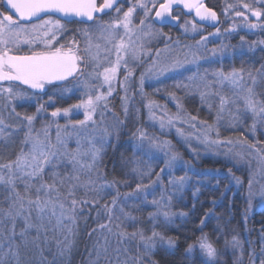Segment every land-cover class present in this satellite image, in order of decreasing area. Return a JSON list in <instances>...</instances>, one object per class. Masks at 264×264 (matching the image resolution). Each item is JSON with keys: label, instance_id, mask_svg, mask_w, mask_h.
<instances>
[{"label": "snow or ice", "instance_id": "1", "mask_svg": "<svg viewBox=\"0 0 264 264\" xmlns=\"http://www.w3.org/2000/svg\"><path fill=\"white\" fill-rule=\"evenodd\" d=\"M0 2H3L7 9L0 11V110L12 106L15 101H31L37 98L38 94L48 96L45 103H38L34 114L22 115L21 112L16 111L15 106L11 107L10 114L20 121L18 130L23 131L21 143L25 147L21 148L15 159L0 162V185L6 186L11 193V203L7 209L0 211L13 221L17 217L24 218L25 227L20 233L21 238L29 229H35L37 237L42 230L45 234L49 229L66 232L64 241H57L58 246L63 243L60 255L70 249L69 236L75 234L77 216L83 207L88 205L96 209L97 217L107 216V222L98 224V228L93 229V232L106 231L117 237L118 244L136 241L137 246L142 247L143 256L132 257L137 264H140L144 257L154 254L158 247L165 250L174 249L178 238L167 236L164 230L174 223V216H187L185 212H172L171 202L174 195L183 192L189 177L187 174L171 177L168 185L174 191L171 194H162L160 199L154 197L151 201L148 200L152 195L149 189L154 184L162 183L161 173L171 170L179 160L171 142L149 137L145 131L137 129L133 136L140 142L138 150L142 149L147 141L150 150L154 148L164 152L167 157L164 167L155 173V180H152L154 170L150 167L147 171H140V180L136 183L135 189L124 194L122 201L117 191L110 202L100 205L103 199L102 191L120 183L117 180L107 181L101 171L106 146L105 137L110 136L111 133L108 128H103L98 137L82 134L96 125L94 114L102 103L105 108L107 107V99L115 90L117 78L121 74L123 80L120 84L127 93L126 85L133 76L135 67L145 63L143 57H147L150 63L146 71L140 75L141 94L146 78L166 76L168 73L177 72L187 64L198 63L205 58L207 36L201 35L195 45L181 46L178 39L172 42V37L167 33L155 30L154 22L164 25L170 21H179L180 16L173 14L174 5H182L188 13L194 11L200 25L210 23L215 26L218 22L217 12L207 7L202 0H134V2L128 0L127 10L123 9V4L119 3V0H99V2L98 0H0ZM257 4L260 7H257ZM241 8L256 17L257 23L249 22V16L245 11L239 10ZM137 9L143 13V18L139 19L138 24L133 22ZM153 11L154 21L151 17ZM230 11H234L235 17H241L249 29L264 27L258 23L264 16V0H252L251 3L246 0H236L235 3L226 4L224 14L227 15ZM105 16L109 19L104 20ZM69 24L87 25L75 30L83 38V47L75 35L61 42V38L72 31L67 27ZM182 27L185 33L200 31L195 20H186ZM232 27L235 28L236 25L233 24ZM219 34L220 28L216 27L215 32L209 35ZM161 37L164 40L162 48L149 47L153 39ZM244 43V37H241V46ZM22 44L28 46V54H17ZM40 45L43 47L37 50ZM229 47L231 46L222 45L219 49L214 48L211 50V55L216 56L219 53L223 56ZM246 75L247 79L243 68L240 70L233 68L230 71L219 68L211 72L205 70L203 74L197 72L186 77L184 81L174 83L175 89L198 93L201 103L207 105L209 113L215 111L216 120L213 123L200 120L198 116L188 113L182 104L177 103L175 114L163 112L159 117L161 130L175 128L177 136L190 147L195 140L199 145H203L206 151H214L225 156L234 166L244 163L251 157L258 158L264 164V145H260L259 141L249 143L246 138L220 139L218 125L225 112L232 116L234 121H239L242 117L247 118V114L250 113L253 130L257 122L264 125V100L257 98L256 91L258 78L259 83L264 84V65L255 69V74L253 71H248ZM69 78L77 81V87L83 91V98L69 107L54 108L50 113L53 119L45 120L40 129H35L34 122L42 114L47 113L45 104L51 105L55 102L56 94L49 95V87L61 89L59 95L63 96L64 91H71L64 87L65 82H70ZM170 95L176 98L174 94ZM147 107L150 118L157 119L155 109L162 106L149 100ZM81 111L84 118L75 121L69 119L63 126L65 137L62 138L61 125L55 118L61 116L67 118ZM125 112L127 113L126 107ZM53 123L57 128L55 143L49 133ZM232 126L236 127L237 124ZM69 127L77 136V147L71 151L67 149L66 144V137L72 134L67 131ZM6 128L5 120L0 116V137L5 135ZM213 132L215 138L212 137ZM241 136L243 137V133ZM192 151L199 155L197 149L192 148ZM60 167L65 169L70 167V171L62 175L57 171ZM132 170L137 171L135 167ZM82 175H86L87 179L82 180ZM228 175L237 185L242 184L240 178L236 177L231 169L228 170ZM145 178L149 181L147 184L144 183ZM255 183L258 181L250 177L247 193L249 206L256 196L264 202V185H261L260 190L256 192L253 191ZM81 188L85 189L83 197L78 196ZM196 191L199 192V189ZM89 196L91 199L88 198ZM129 197L136 199L142 197L141 203L151 204L154 207L155 211L148 213L149 223L146 227H137L143 221L132 215L131 211H125ZM97 205L100 207L97 208ZM117 207L120 215H116ZM131 207L142 211L139 205L133 204ZM33 213H35L34 219ZM204 215L205 218L200 220L202 226L205 224V219L211 215L210 210ZM129 226L134 229L132 232L127 231ZM113 227L116 229L115 232ZM158 228L164 230H157ZM199 231L201 234L195 237L193 242L187 243L186 253H191L198 247L205 257L201 264H218L221 253L215 243L220 239L221 229L217 227L213 230L216 234L215 241L203 232V227ZM89 235L91 236V233ZM4 239L9 243L7 250L0 252V264H11L9 257L18 256L19 249V245L16 248L12 246V242L16 239L14 225L11 234ZM225 244L226 246L230 244L233 249H239L242 257L244 249L237 236L234 235L232 240L225 241ZM3 248V240H0V249ZM113 251L118 256L120 248L117 247ZM96 252L98 261L101 254L100 247H97ZM103 252L107 254V247H103ZM250 255L254 256V253ZM124 264H127V261ZM148 264H156V262L149 259ZM260 264H264V258L260 260Z\"/></svg>", "mask_w": 264, "mask_h": 264}, {"label": "rangeland", "instance_id": "2", "mask_svg": "<svg viewBox=\"0 0 264 264\" xmlns=\"http://www.w3.org/2000/svg\"><path fill=\"white\" fill-rule=\"evenodd\" d=\"M123 1V9L127 10V7L129 6L128 0H122ZM134 2V0H133ZM236 0H225V2L219 7L218 12V23L215 26H207L205 24L200 25L199 22L198 26L200 27V31L197 33H185L183 30L182 25L184 22L187 21H193L194 18L192 16H187L184 18V20L177 24V26L174 27V29L170 30H164L159 25H156L153 23V28L155 30H160L164 33H167L169 36L172 37V42H175L177 39L179 40L181 46L185 44L189 45H195L196 41L200 40L201 35L207 36L208 40L206 42V56L205 58H202L198 61V63H191L187 64L185 67H182L177 72L174 73H168L166 76L161 77H148L144 81L143 85V94H141L140 88V75L142 72H145L148 64L150 61L147 57H143L145 63L136 66L133 76L130 78L127 87V93L125 92V89L121 87L120 81L123 80V74L119 75L117 78V83L115 84V90L113 91L112 95L108 97L107 99V107H104V104L102 103L100 107L97 109V112L94 114L93 119L97 122L95 126L89 128L87 133H83L82 135H87L89 137L92 136H99L101 130L103 128H108L109 132L111 133L110 136L105 137L106 146H105V154L108 150V148L114 144L120 135V133H125V142L124 147H129L127 150H123L121 154V161L122 164H117L116 170H110L111 174L107 172L104 168V162L102 161L101 164V171L106 177V180L111 182L113 180L120 181L117 185H115L112 188H105L102 191L103 199L100 201V205L110 202L113 196L116 195L117 191L120 193L121 201L124 198V194L130 193L135 189L136 183L139 182L140 171H147L150 167L154 170V174L152 176V180H155V173L159 172L161 168L164 167V161L167 159L164 152H161L157 149L152 148L150 150V146L148 145L147 141L144 143V147L140 150L139 148V140L136 139L133 136V133L136 132L137 129H142L145 131L149 137H157L161 141H170L166 134H173L175 137L179 138L181 141H183L180 137L177 136L175 128L172 129H164L163 131L160 128L159 125V117L163 112H167L169 114H175L177 111L176 105L177 103L182 104L183 108L190 113L191 115L198 116L200 120H206L209 123H213L216 120V113L213 111L212 113H209L208 107L206 104H202L200 100V96L198 93L195 92H185L184 90H178L173 87L174 83L184 81L186 77L192 76L193 74L199 72L201 74L204 73L205 70H208L211 72L212 70H216L219 68H223L225 71H230L233 68L240 70L242 67L232 66L233 63V57L234 56H240L242 53H247L249 55V60H254V56L257 55V57H263L264 58V43H261L264 41V27L258 26L255 29H249L245 26V23L241 17H235L234 11H230L227 15L224 14V8L226 4L228 3H235ZM246 2L251 3L252 0H246ZM257 7H260L259 4L256 5ZM241 11H245V14L249 16V22L257 23V19L253 16H251L250 13H247L244 9H239ZM154 12V11H153ZM112 15L114 16L115 13L113 12ZM153 13L151 14L152 17ZM143 18V13L140 9H137V13L134 14V23L138 24L139 19ZM109 17L105 18L104 20H108ZM196 22V21H195ZM259 25H264V16L260 18V21L258 22ZM235 24L236 27L233 28L232 25ZM87 27L86 24H80L77 26V29ZM220 28V34L217 36H211L210 33L215 32V28ZM227 29V31H225ZM68 35H64L63 40H68ZM241 37H244L245 43L243 46H241ZM246 38H250L249 42ZM61 40V42H64ZM79 40L81 41V47H83V38L80 36ZM222 45H228L231 46L227 49L226 53L221 56L219 53L216 56L211 55L212 49H219ZM251 45V47H249ZM164 46V40L163 37L159 39H153L151 43L149 44V47H152L153 49L156 47L162 48ZM175 46V45H173ZM43 46L40 45L37 47V50L42 48ZM204 49H202L203 51ZM28 52L29 48L27 45H21L20 51ZM103 55V54H102ZM225 61V62H224ZM224 62V63H223ZM219 64L214 66L213 64ZM226 65V68L224 66ZM261 66H259L260 68ZM245 70V79H247L246 73L248 71H253L255 74V70L249 69V65L243 68ZM211 79V77H209ZM70 82H65L64 87L66 89H70L71 91H64L63 96L59 95L61 89L51 88L49 87L48 94H56L54 96V104L48 105L45 104L47 108V113L42 114L38 119L34 122L35 129H40L42 127V122L45 120H52L50 113L54 110L56 107L65 108L69 107L72 104L78 103L79 99L83 98V91L81 88L77 87V81L72 80L69 78ZM6 85V82H5ZM264 85L259 83L258 78V84L256 86V91L258 93V99L264 100V95L261 93V89L259 86ZM159 90V91H157ZM103 91V90H102ZM264 92V91H262ZM176 98H173V95ZM125 96H127V100H125ZM48 99L47 95L44 94H38L37 98L32 99L31 101H15L13 102L12 106H15L16 111L21 112V114H34L36 111V107L38 106V103H45ZM118 100V109L119 112H116L114 110V107L112 105V101ZM149 100L155 102L156 105H160L162 107H157L155 109V114L157 119L153 120L150 118L149 110L147 107V104ZM9 106L6 109L0 110V116L3 117L5 120V123L7 125V128L5 130V135L3 137H0V155L3 153L1 151V145L3 141H12V143L16 146L15 147V156L13 159H15L16 155L19 153L22 147H25L22 145L21 141L23 139V131L18 130V125L20 124V121L14 117V115H11V107ZM125 107L127 108V113L125 112ZM231 107V106H230ZM235 114V113H234ZM83 112L79 113H73L70 117H58L55 118L56 122L61 125V136L62 138L65 137V130L63 128L64 125L68 123V120L71 119L73 121L75 120H82ZM122 122V123H121ZM233 124H237L236 127H233ZM253 119L250 113L247 114V118H240L239 121H234L232 116H230L227 112H225L222 115V118L219 121V132H220V139L224 138H231L233 140H238L242 138H246L249 143H254L256 141L260 142V145H264V125L260 124L259 122L256 123V127L253 130L252 129ZM68 132L72 133L70 136L66 137V144L67 149L69 151L74 150L77 147L76 141L77 136L74 132H72V129L69 127ZM56 124L53 123L52 126L49 129V133L51 136V139L53 143H55L56 140ZM241 133H243V137L241 136ZM12 136V137H11ZM212 137L215 138V133L213 132ZM2 142V143H1ZM171 142V141H170ZM11 143V142H10ZM183 143L188 148L189 152L193 155V158L196 160L200 158H213V159H221L225 162H229L230 164H233L232 161L228 160L225 156L216 154L214 151H206L203 145H199L195 140L192 141L191 147L186 144L184 141ZM258 145V146H260ZM87 146V145H85ZM171 146L173 144L171 143ZM192 148L197 149L199 152V155H196ZM237 148L239 149V145H237ZM26 150V148H25ZM173 150H175L173 146ZM105 154L103 156V159L105 157ZM179 160L177 161L176 165L171 170H166L164 173H161L162 183L160 184H154L152 188L149 189V191L152 192V195L148 197V200L151 201L154 197L156 199H160L162 194H171L174 190L173 188L168 185V180L171 177H179L182 175L187 174L189 177V182L185 186L183 192L177 193L173 196L172 202H171V211L174 213H179L180 211L177 210V206L175 204L182 200L184 193L187 192V190H193L192 195L196 197L199 192L196 190L199 189L201 185L204 186H210V181L213 179L214 181L219 180L220 177L224 181L227 182L226 189H230L233 192H237L240 190V193H243V196L246 200V206L244 215L242 217L244 223L250 224L249 221H252V219L257 218L258 219V225L257 230L252 231V228H248L246 231H251V234H253V241L250 242L248 248L244 247L243 255L241 257V252L239 253V256L235 259L237 260V257L240 258L238 261L241 263H244L246 258L252 256V261L254 264H260V260L264 258V222L261 220V214H258L264 210V202H262L261 198L259 196H256L251 201V206H249L248 203V180L250 177L254 178V180L258 181V183H255L253 186V191L258 192L260 190L261 185H264V171H262V168H264V164H262L258 158L251 157L248 158L244 163L236 164L237 169H242L244 171V176L239 177L242 181L241 185H237L234 180H231L230 176L228 175L227 171H217L213 169H201L194 165L191 162L186 161L183 159L179 154ZM134 163H129V162ZM123 165L126 167L123 168ZM133 167L137 169L136 172H133ZM62 175L66 174L67 171H70V167L68 169H65L64 167H60L57 169ZM112 175V176H111ZM47 179V176L45 177ZM82 180L87 179L86 175L81 176ZM231 180V182H230ZM126 181V183H125ZM103 182V181H101ZM148 179H144V183H148ZM218 186V185H217ZM22 188V185H20ZM3 189V193H5L3 200L1 201L0 210L7 209L8 205L11 203L10 196L11 193L6 188V186L0 185V195H2L1 190ZM85 189L81 188L78 192L79 197H83ZM195 193V195H194ZM91 199V196L88 197ZM141 199H136L134 197L128 198V204L125 206V211H131L132 215L137 216L140 218L143 223L138 224L137 227H146L148 225L147 217L149 212L155 211L154 207L151 204H143L141 203ZM119 204V201H118ZM133 204L139 205L142 211H137L131 206ZM100 205H97L96 207L99 208ZM145 207V208H144ZM116 215H120L119 213V207L116 209ZM35 218V213H33V219ZM209 218L213 221L215 220L216 216L213 214L212 216H209ZM184 219V216H174L173 221L171 225H176L177 220ZM107 222V216L101 215L100 217H97V212L95 208H92L90 205L84 206L82 211L77 216L76 221V228L75 232L85 231V234L87 236H90L89 233L93 235V233H96L94 235V240H90V245L94 248L93 254L97 253V247H100L101 254L100 258L97 261L96 256H93L90 258L83 259L80 264H124L125 261H127V264H137L135 260L132 259V257H142L143 256V249L142 247L137 246V242H127L118 244L117 243V237L105 232H101L99 230L93 232V229L98 228V224L100 223H106ZM253 222V221H252ZM54 223V221H53ZM13 225L15 227V233L16 237H19V239H15L14 242H12L13 248H16L17 245H19L18 249V256L16 257H9L11 264H31V261L28 257V252L30 251V247H33L36 249L38 247L39 251L37 252L39 264H42L40 257V251L42 253L46 251H53L51 256V259H47L45 257V264H53L54 259H56L58 256H60L61 248H63V243L60 244V246L57 245V241H64L65 235H67L66 232L62 231H53L49 229L47 233L45 234L42 230L39 237H37V233L35 229H29L23 238L20 237V233L25 227V221L24 218L17 217L14 221L6 216L3 215V212L0 211V234H3V236H0V240H3L4 248L0 249V252L6 251L8 247L9 241L4 239L5 236L10 235L11 231L13 229ZM249 227V226H247ZM134 229L129 226L127 227L128 232H132ZM157 230H161L158 228ZM35 231V232H34ZM113 231L115 232L116 229L113 227ZM236 233V232H235ZM150 234V233H148ZM233 235H235L233 233ZM105 237H107V243H105ZM227 241H231V238H226ZM69 240L71 241V246L68 251H65L63 255L73 249V246H75L77 243L75 242L76 238L74 239V235L69 236ZM256 246L257 252L256 254L250 255L253 253V247ZM103 247H107L108 252L105 254L103 252ZM120 248V253L117 256V253L113 251L115 248ZM227 248H231L230 246H227ZM127 249V251H125ZM199 254L203 256L199 248L197 247ZM157 251H169L165 250L163 248H157L155 252ZM249 251V252H247ZM152 256V255H151ZM144 257L145 264H148L149 259L153 260L152 257ZM204 257V256H203ZM205 258V257H204ZM221 260V257L219 258ZM56 264V261L55 263Z\"/></svg>", "mask_w": 264, "mask_h": 264}, {"label": "trees", "instance_id": "3", "mask_svg": "<svg viewBox=\"0 0 264 264\" xmlns=\"http://www.w3.org/2000/svg\"><path fill=\"white\" fill-rule=\"evenodd\" d=\"M225 2V0H221L217 3V0H207V5L211 8H214L217 12H219V7ZM187 17V16H186ZM185 18V17H184ZM249 42L250 38H246ZM254 60H249V55L247 53H242L240 56H234L233 57V63L232 66L237 67H246L249 65V69H259V66L264 65V58L263 57H257V55L254 56ZM225 62V61H224ZM223 62V63H224ZM214 66L218 65L217 63L213 64ZM226 68V65L224 66ZM261 89V93L264 95V85L259 86ZM118 100L112 101V105L114 107V110L116 112H119L118 109ZM168 139L173 144L176 152L186 161L193 163L197 167L201 169H213L217 171H227L229 169L232 170V173H234L236 176L243 177L244 171L242 169H237L233 164H230L229 162H225L221 159H213V158H200L196 160L193 158V155L189 152L186 145L181 141L179 138L175 137L173 134H166ZM12 137V136H11ZM125 133L122 132L118 136L116 142L112 144L103 159L104 162V168L107 172H110V170H116L117 164H122L121 154L123 150H127L129 147H124L125 142ZM11 142V143H10ZM3 141L1 145V153L0 155V162H7L8 160H11L15 156V145L12 143V141ZM126 167L123 165V168ZM112 176V175H111ZM219 185L217 186L216 181L213 179L210 181V186H204L201 185L199 194L194 197L192 195L193 190H187V192L184 193V196L182 200L177 202L175 206H177V210L180 212L187 213V216H184V219L177 220L176 225H169L165 231V234L167 236H171L174 238H178L177 245L174 249L169 251H157L154 254H152L153 261L156 262V264H201V261L205 259L203 256L199 254L198 249H194L191 253H186L185 249L187 246V243L193 242L195 237L199 236L201 233L199 229L203 227V232L207 233L213 241L216 240V234H214V229L219 227L221 229V235L220 239L217 243H215V246L220 250V257L221 260L218 261V264H254L251 258H246L244 263H241L238 261L240 258L234 256H239L240 250L239 249H233L231 245V248H227L225 241L234 236H237V238L242 242L243 249L244 247L249 246L250 242L253 241V234H251V231H246L248 228H252V231L257 230V225L259 224L258 219L254 218L252 221H249L250 224L244 223L242 217L244 215L245 206H246V200L243 196V193H240V190L237 192H233L230 189H226L227 182L222 179V177L219 178ZM2 195H0V203L3 200V197L5 193H3V189L1 190ZM215 201V203H213ZM194 206V207H193ZM1 208V205H0ZM145 208V207H144ZM210 210L211 215L213 214L216 216L215 220H211L209 217L205 219V224L202 226L200 224V220L205 218V213ZM258 214H261V220L264 222V210ZM249 226V227H247ZM35 232V231H34ZM236 232V233H235ZM96 233L91 234V236H87L85 234V231H76L74 234V239L76 238L75 242L77 243L75 246H73V249H71L67 254L60 255L56 259H54L53 264L56 261V264H80L83 259H86L88 257L96 256L97 253L93 254L94 248L90 245V240H94V235ZM19 239V237H16ZM186 238H188L186 240ZM20 243V239H19ZM39 248L36 247L34 249L33 247H30V251L28 252V257L31 261V264H39L37 252ZM51 251H46L42 253L40 251V257L42 264H45V257L47 259H51ZM249 252V251H247ZM257 252L256 246L253 247V253L254 255ZM219 257V258H220ZM140 264H145V260L143 259Z\"/></svg>", "mask_w": 264, "mask_h": 264}, {"label": "flooded vegetation", "instance_id": "4", "mask_svg": "<svg viewBox=\"0 0 264 264\" xmlns=\"http://www.w3.org/2000/svg\"><path fill=\"white\" fill-rule=\"evenodd\" d=\"M221 0H217V3L218 2H220ZM98 2H99V0H98ZM119 3H123V1L122 0H119ZM204 3L207 5V0H204ZM208 6V5H207ZM209 7V6H208ZM211 8V7H210ZM212 9H214V8H212ZM215 10V9H214ZM0 11H7V9L5 8V6H4V3L3 2H0ZM216 11V10H215ZM217 12V11H216ZM173 14L174 15H179L180 16V20L178 21V24L179 23H181L183 20H184V17H186V16H192V14L191 13H187L186 11H185V9L183 8V6L182 5H180V6H175L174 5V8H173ZM153 15H154V12H153ZM153 15H152V19H153ZM217 15H218V12H217ZM108 16H105L104 17V19L105 18H107ZM55 18V17H54ZM155 23V22H154ZM156 24V23H155ZM78 25H80V24H69L67 27L70 29V30H72V31H70V32H68V33H66L65 35H68V37H65V38H71L73 35H75L76 36V39H78L79 40V38H80V36H79V34L78 33H76L75 32V30L77 29V26ZM156 25H158V24H156ZM160 27H162L165 31L166 30H170V29H174V27H172V26H170V25H168V24H164V25H159ZM63 38V37H62ZM61 40H63V39H61ZM63 41H65V40H63ZM29 53V51L26 53V52H24V51H21V52H18L17 54H20V55H23V54H28Z\"/></svg>", "mask_w": 264, "mask_h": 264}, {"label": "water", "instance_id": "5", "mask_svg": "<svg viewBox=\"0 0 264 264\" xmlns=\"http://www.w3.org/2000/svg\"><path fill=\"white\" fill-rule=\"evenodd\" d=\"M202 2L204 3V0H202ZM205 4V3H204ZM206 5V4H205ZM207 6V5H206ZM208 7V6H207ZM210 8V7H209ZM212 9V8H211ZM212 10H214V9H212ZM185 11L187 12V10L185 9ZM215 11V10H214ZM188 13V12H187ZM191 14H192V17L194 18V20L196 21V22H199V18L198 17H196L195 16V12L193 11V12H191ZM256 18V17H255ZM218 20H219V18H218ZM153 21H154V15H153ZM218 23V22H217ZM217 23L215 24V25H217ZM156 24H158V25H160L159 23H156ZM166 24H168V25H170V26H172V27H175V26H177V24H178V21H170L169 23H166ZM203 24H205V25H207V26H212V24H210V23H203Z\"/></svg>", "mask_w": 264, "mask_h": 264}]
</instances>
